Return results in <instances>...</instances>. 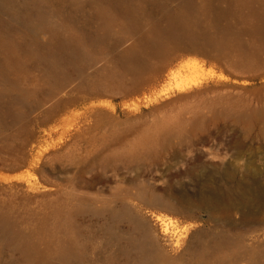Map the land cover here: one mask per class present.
<instances>
[{
	"label": "rangeland",
	"instance_id": "374dc122",
	"mask_svg": "<svg viewBox=\"0 0 264 264\" xmlns=\"http://www.w3.org/2000/svg\"><path fill=\"white\" fill-rule=\"evenodd\" d=\"M0 264H264V0H0Z\"/></svg>",
	"mask_w": 264,
	"mask_h": 264
},
{
	"label": "crops",
	"instance_id": "0c3cea01",
	"mask_svg": "<svg viewBox=\"0 0 264 264\" xmlns=\"http://www.w3.org/2000/svg\"><path fill=\"white\" fill-rule=\"evenodd\" d=\"M157 43H158V45L157 44L156 45L157 46L160 45V48H158L157 46H156V48H157L158 52H160L163 48L164 42L159 41ZM169 70H170L169 68L165 69L164 74L161 76V79L158 82V84L148 86L145 90L142 91V94H152L153 92L155 93V92L161 90L164 86V83L166 82L165 80L168 76Z\"/></svg>",
	"mask_w": 264,
	"mask_h": 264
},
{
	"label": "water",
	"instance_id": "95a60500",
	"mask_svg": "<svg viewBox=\"0 0 264 264\" xmlns=\"http://www.w3.org/2000/svg\"><path fill=\"white\" fill-rule=\"evenodd\" d=\"M195 233V232H194ZM194 235V234H193ZM193 235H191V237L189 238V240L187 241V246H185V248L183 249V251L182 252H180L179 254H177V255H182L188 248H189V246H190V242H191V239H192V237H193Z\"/></svg>",
	"mask_w": 264,
	"mask_h": 264
},
{
	"label": "bare ground",
	"instance_id": "6f19581e",
	"mask_svg": "<svg viewBox=\"0 0 264 264\" xmlns=\"http://www.w3.org/2000/svg\"><path fill=\"white\" fill-rule=\"evenodd\" d=\"M159 94V93H158ZM158 218H161V220L163 219V217H161V216H158ZM163 224V223H162ZM165 227V226H164Z\"/></svg>",
	"mask_w": 264,
	"mask_h": 264
}]
</instances>
